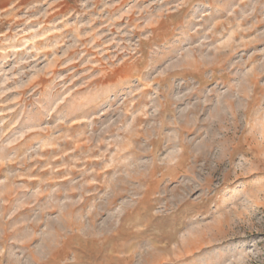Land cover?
Instances as JSON below:
<instances>
[{"label": "rangeland", "instance_id": "374dc122", "mask_svg": "<svg viewBox=\"0 0 264 264\" xmlns=\"http://www.w3.org/2000/svg\"><path fill=\"white\" fill-rule=\"evenodd\" d=\"M0 264H264V0H0Z\"/></svg>", "mask_w": 264, "mask_h": 264}]
</instances>
